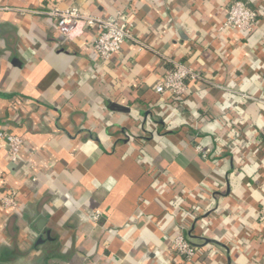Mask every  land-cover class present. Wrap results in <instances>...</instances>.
I'll return each instance as SVG.
<instances>
[{
  "label": "crops",
  "instance_id": "obj_1",
  "mask_svg": "<svg viewBox=\"0 0 264 264\" xmlns=\"http://www.w3.org/2000/svg\"><path fill=\"white\" fill-rule=\"evenodd\" d=\"M233 1L0 0V131L24 140L17 163L0 147V198L19 195L0 203V264H188L180 234L193 264H264V0H241L251 34L222 31ZM69 6L151 49L102 63L94 30L64 39L35 13ZM174 62L206 83L158 94Z\"/></svg>",
  "mask_w": 264,
  "mask_h": 264
},
{
  "label": "built area",
  "instance_id": "obj_2",
  "mask_svg": "<svg viewBox=\"0 0 264 264\" xmlns=\"http://www.w3.org/2000/svg\"><path fill=\"white\" fill-rule=\"evenodd\" d=\"M47 15L56 22L58 34L64 39H70L82 26L96 32L92 45L93 51L102 63L111 61L127 42L138 44L139 50L145 51L151 48L138 41L132 32V27L124 21V17H99L87 14L78 7L66 8L54 7L47 11L35 12ZM259 21V13L245 1L234 0L228 9L224 30H232L235 33L251 34L256 30ZM173 70H169L158 82L155 91L160 95H169L173 99L184 98L189 93L191 83H206L202 73H199L184 64L174 62ZM251 99L248 95H242L241 103ZM24 146L22 137L14 135L6 130L0 131V147L4 148L7 157L17 163ZM195 150L202 158L208 159L210 150L203 149L200 145ZM1 206L13 210L19 207V195L14 190H7L0 198ZM102 214L97 211L92 220L98 223ZM172 251L188 264H193L198 256V248L193 246L184 235H178L172 241Z\"/></svg>",
  "mask_w": 264,
  "mask_h": 264
},
{
  "label": "water",
  "instance_id": "obj_3",
  "mask_svg": "<svg viewBox=\"0 0 264 264\" xmlns=\"http://www.w3.org/2000/svg\"><path fill=\"white\" fill-rule=\"evenodd\" d=\"M40 225H41V224L37 225V229H40V227H41ZM36 231H37V230H36Z\"/></svg>",
  "mask_w": 264,
  "mask_h": 264
},
{
  "label": "trees",
  "instance_id": "obj_4",
  "mask_svg": "<svg viewBox=\"0 0 264 264\" xmlns=\"http://www.w3.org/2000/svg\"><path fill=\"white\" fill-rule=\"evenodd\" d=\"M170 70H173V66H171ZM180 99V98H179Z\"/></svg>",
  "mask_w": 264,
  "mask_h": 264
}]
</instances>
